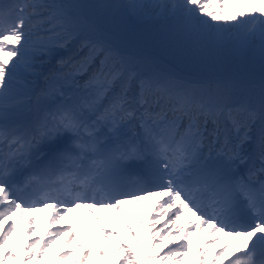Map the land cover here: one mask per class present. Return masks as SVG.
<instances>
[{
  "label": "snow or ice",
  "instance_id": "6c2138e0",
  "mask_svg": "<svg viewBox=\"0 0 264 264\" xmlns=\"http://www.w3.org/2000/svg\"><path fill=\"white\" fill-rule=\"evenodd\" d=\"M129 20L159 27L135 33ZM149 44L197 71L227 53L260 77L188 75ZM48 208L53 226L88 210L95 250L71 248V224L33 239ZM17 214L30 217L27 241ZM197 230L213 237L197 243L198 264L216 233L229 240L211 264H264V0L0 2V264H41L64 236L55 264H183ZM13 234L20 252L5 247Z\"/></svg>",
  "mask_w": 264,
  "mask_h": 264
},
{
  "label": "rangeland",
  "instance_id": "374dc122",
  "mask_svg": "<svg viewBox=\"0 0 264 264\" xmlns=\"http://www.w3.org/2000/svg\"><path fill=\"white\" fill-rule=\"evenodd\" d=\"M3 2V0H2ZM153 24V22H151ZM135 25L137 27L143 28L146 25L149 26L148 23H144V24H140L138 22H135ZM256 78V76H254ZM147 206H145L142 210L145 212ZM139 213V211H138ZM53 212L52 210H40L34 213L35 216V233L33 236V239L35 238H43V239H47L48 233L50 231H54L55 228L61 227L60 223L61 222H66L68 220V223L65 224V226H68L69 224L72 225L73 230L77 233V239L72 241V245L71 248L73 250L76 249V246L78 243L83 242L85 245V248H87L88 246H93L94 250H95V246L92 244L93 241V235L92 233H95V237L99 238L101 235L100 232V227H99V223L95 220V218H93L89 212H88V216H83L82 212L79 211V209H76L70 213L67 214V216L63 219L60 220L57 224H55L54 226L51 225V217L53 216ZM140 215V213H139ZM138 215V217H139ZM38 216H41V219L43 220V224L39 227L37 224V220H38ZM13 220H15L17 227L21 230V236L23 237V239L25 241L28 240V236H27V227H28V221L30 220V217L28 215H25L24 217V222L22 225L21 220L19 219V214H17L16 216L12 217ZM138 222V220H137ZM7 223V222H6ZM186 223V220H185ZM88 229H91V232L88 231ZM200 232L199 230L196 231V233L193 234L192 236V247H193V252L190 253L188 256H185L183 258V264L184 262L187 261V264H192L191 262L195 261L198 262L199 257L196 256V245L197 243H200L201 245H203L204 247H207V242L212 240L213 237H210L207 233V231H205L203 233V240L198 241L197 237L200 236ZM216 236L220 239L221 244L220 245H211V251L209 252V256H208V264H211V261L213 259V253H215L218 248L220 246H222L226 241L229 240V237L225 236L223 233H216ZM67 239V236L64 237H60L57 239L56 241V245L54 248L51 249V256L49 255H45L44 259L41 261V264H49V261L51 260V264H55V257L59 252L60 246L64 244L65 240ZM113 239H115V237H113ZM133 246L135 247V241H130ZM167 243V241H166ZM240 243L239 240L233 241L232 243V248L229 249V254L232 252V250H234L237 245ZM6 248H12L13 250L20 252L21 248L19 246V244L17 243V236L15 234H13L12 238L9 240V243L7 246H5ZM39 245L37 246V249H39ZM69 249L67 247L64 248V251L67 252ZM109 252L112 251V249H108ZM157 251H161L160 248H157ZM78 255V254H77ZM77 255H72L69 256L67 259L60 261V264H74V261L77 259ZM195 257V260H194ZM226 264V260L225 258H222L221 261L219 262V264ZM10 264H15L14 261H11ZM32 264H35V261H32ZM87 264H91V261H88ZM102 264H110V261L107 259H104L102 261ZM158 264V262H157Z\"/></svg>",
  "mask_w": 264,
  "mask_h": 264
},
{
  "label": "trees",
  "instance_id": "16d2710c",
  "mask_svg": "<svg viewBox=\"0 0 264 264\" xmlns=\"http://www.w3.org/2000/svg\"><path fill=\"white\" fill-rule=\"evenodd\" d=\"M158 27H159L158 24L153 23V24H151V26L146 25L145 27L140 28V27H137L135 25V20L127 21V28L130 31L135 32V33L152 32V31L156 30ZM148 48H149L151 53L160 55L175 65L179 64V66L181 68L185 69L187 72H191V73L196 74V75L220 74V73H225V72L229 71V70H226L225 68H223L224 62L222 61V57L229 55L227 53L222 54L219 62L215 65L209 66V69L205 70L204 68H201L199 71H197L196 70L197 66L194 62H191V61L185 59L183 61V63H181L179 60L176 59V57L173 56L171 50L163 44H149ZM230 60H233L234 62L236 61V59L233 57H231ZM233 63H231V64H233ZM231 67H233V66H231ZM259 72H260V67H259ZM181 223L184 224V222H182V221H181ZM42 224H43V220L40 219L39 226H41ZM10 263H11V261H10ZM184 264H187V261L184 262Z\"/></svg>",
  "mask_w": 264,
  "mask_h": 264
},
{
  "label": "bare ground",
  "instance_id": "6f19581e",
  "mask_svg": "<svg viewBox=\"0 0 264 264\" xmlns=\"http://www.w3.org/2000/svg\"><path fill=\"white\" fill-rule=\"evenodd\" d=\"M154 202H155V200H154V198H153V200H151V201H141V205H140V207H141V209H143L147 204H149L148 205V207L146 208V210H145V213H147V212H149L150 210H151V208H152V206H153V204H154ZM126 207V210H128L129 212H131V209L129 208V206H125ZM138 215H139V213L137 212V213H135V214H133V220H132V223H137V220H138ZM117 216H118V218H119V214H117ZM147 216H145V218H146ZM151 219V218H150ZM68 223V220L66 221V222H61L60 223V226L62 227V226H65V224H67ZM103 223H108V221H103Z\"/></svg>",
  "mask_w": 264,
  "mask_h": 264
}]
</instances>
